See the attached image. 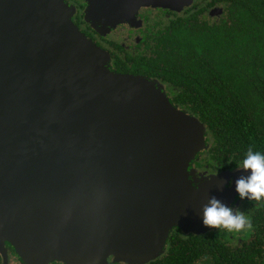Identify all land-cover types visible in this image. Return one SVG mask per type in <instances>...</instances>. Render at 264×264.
I'll return each mask as SVG.
<instances>
[{
  "label": "water",
  "instance_id": "95a60500",
  "mask_svg": "<svg viewBox=\"0 0 264 264\" xmlns=\"http://www.w3.org/2000/svg\"><path fill=\"white\" fill-rule=\"evenodd\" d=\"M84 18L114 27L141 5L88 0ZM64 0H0V254L22 264H145L174 228L200 234L211 197H240L243 169L196 176L204 124L164 86L118 73ZM230 177L233 178L231 185Z\"/></svg>",
  "mask_w": 264,
  "mask_h": 264
},
{
  "label": "trees",
  "instance_id": "16d2710c",
  "mask_svg": "<svg viewBox=\"0 0 264 264\" xmlns=\"http://www.w3.org/2000/svg\"><path fill=\"white\" fill-rule=\"evenodd\" d=\"M216 2L223 10L212 22L193 10L169 18L142 67L204 124L209 147L198 165L219 170L238 167L250 146L264 153V0ZM245 214L251 235L174 228L163 253L145 264H264V203Z\"/></svg>",
  "mask_w": 264,
  "mask_h": 264
},
{
  "label": "flooded vegetation",
  "instance_id": "af4514ba",
  "mask_svg": "<svg viewBox=\"0 0 264 264\" xmlns=\"http://www.w3.org/2000/svg\"><path fill=\"white\" fill-rule=\"evenodd\" d=\"M64 1L73 8L74 11L71 19L79 30L98 47L107 52L109 58L108 66L111 70L118 73L139 75L149 79H155L164 86V91L166 93V85L161 82L160 79L146 75L142 67L143 59H149L154 56L155 46L158 44L159 38L163 33L158 34V28L161 26L165 27L169 18L182 15L187 10L195 11L198 19L207 22L216 20L223 10L221 4H218L216 0H192L190 5L185 6L180 11L158 6L141 5L137 8L133 20L118 23L114 27L101 28L99 24L94 26L84 18V10L89 4L88 0ZM217 7L222 9L220 13L219 10L216 9ZM167 95L169 96L168 93ZM201 153L203 152L201 151ZM198 157L199 155L192 160L188 168L195 169L196 173L194 175L196 176L201 174L208 176L225 170H215L208 168L206 165H198L202 159ZM237 169L239 168L236 167L228 170L235 171ZM232 180L233 178L230 177L228 185H231ZM257 204L256 201L239 199L237 202L230 204L229 207H232L234 210L239 209L245 212L246 209H252V207ZM6 256L7 260L4 263L2 255L0 254V264H22L9 245H6Z\"/></svg>",
  "mask_w": 264,
  "mask_h": 264
},
{
  "label": "clouds",
  "instance_id": "9594fccd",
  "mask_svg": "<svg viewBox=\"0 0 264 264\" xmlns=\"http://www.w3.org/2000/svg\"><path fill=\"white\" fill-rule=\"evenodd\" d=\"M238 168L251 173L235 181L240 199L264 203V153L250 146ZM203 224L237 236H249L255 231L252 219L245 212L226 206L214 196L203 207Z\"/></svg>",
  "mask_w": 264,
  "mask_h": 264
},
{
  "label": "rangeland",
  "instance_id": "374dc122",
  "mask_svg": "<svg viewBox=\"0 0 264 264\" xmlns=\"http://www.w3.org/2000/svg\"><path fill=\"white\" fill-rule=\"evenodd\" d=\"M206 141H207V135H206ZM207 143H208V145H209V142H208V141H207ZM198 155H199L200 158H202V159L204 158V154H203V153L199 152ZM199 157H198V158H199ZM240 200H241V199H240Z\"/></svg>",
  "mask_w": 264,
  "mask_h": 264
}]
</instances>
